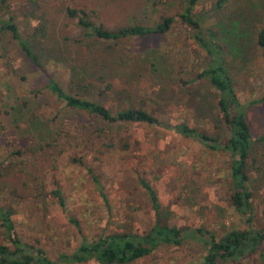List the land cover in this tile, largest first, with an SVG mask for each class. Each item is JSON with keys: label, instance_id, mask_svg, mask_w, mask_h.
Masks as SVG:
<instances>
[{"label": "rangeland", "instance_id": "rangeland-1", "mask_svg": "<svg viewBox=\"0 0 264 264\" xmlns=\"http://www.w3.org/2000/svg\"><path fill=\"white\" fill-rule=\"evenodd\" d=\"M217 1L200 0L193 17L204 31L215 33V38L208 33L201 37L221 47L246 106L253 227L263 229L264 53L256 40L264 28V0H226L221 7ZM182 4V0H0V205L13 210L21 239L42 247L52 260L74 251L84 239L116 230L139 234L150 230L155 212L143 182L153 190L163 222L170 226L204 228L218 235L248 228L229 200V161L224 153L162 126L111 125L68 111L41 88L43 82L36 79L20 46L2 30V22L11 18L56 81L112 112L140 108L162 122L186 123L225 138L215 90L193 82L207 66L208 56L192 39V30L175 22L165 35L104 42L84 37L66 15L67 8L85 9L95 24L113 30L174 16ZM98 54L111 59L106 70L91 59ZM71 68L86 80L71 81ZM79 83L88 85L77 87ZM90 124L105 131V144L82 133ZM56 189L64 208L52 196ZM203 251L198 240L188 237L180 246H161L133 264H198Z\"/></svg>", "mask_w": 264, "mask_h": 264}, {"label": "trees", "instance_id": "trees-1", "mask_svg": "<svg viewBox=\"0 0 264 264\" xmlns=\"http://www.w3.org/2000/svg\"><path fill=\"white\" fill-rule=\"evenodd\" d=\"M182 1L180 12L174 16H162L149 25L132 24L113 30L95 24L91 20L89 11L85 9L67 8L66 15L76 21V25L84 37L104 42L116 43L123 40L165 35L175 22H181L186 28L192 30L194 32L192 39L198 42V47L204 49L208 56L207 66L196 74L193 82L205 83L215 90L216 113L220 119L222 130L226 133L225 138L219 134L209 135L186 123L172 125L162 122L158 115L148 113L140 108L128 107L112 112L100 102L90 99L88 96H80L76 94V91L68 90L56 81L48 73L46 65L41 62V56L35 54L28 42L21 37L18 27L12 23L11 18L2 22V30L7 31L20 46L25 58L34 68L36 79L42 80L41 88L62 102L68 111L84 114L88 118L111 125L162 126L172 129L182 137L199 140L210 151L224 153L229 161V200L234 211L244 218L248 228L231 230L218 235L204 228L189 231L187 228L170 226L163 222L164 215L160 212V206L153 190L143 182L155 212V221L150 230L141 234L131 230H116L112 234H103L90 241L84 239L74 251L61 253L56 260H52L42 247L25 243L13 222V210L0 205V264H88L91 262L133 264L148 257L161 246H180L188 237L198 240L204 250L198 264H240L245 260H254L256 264H264V228L254 229L253 227L255 221L254 194L250 188L247 169L250 158L251 132L246 119V106L241 103L234 81L226 69L221 47L219 44L202 38V35L207 33L210 37L215 38V33L204 31L200 21L193 17V11L200 0ZM225 1L218 0L216 6L221 7ZM256 44L264 53V28L257 33ZM91 59L101 71L110 67L111 59L108 56L98 54L92 56ZM86 70L88 69L86 68ZM70 77L73 82L86 80L81 78L82 76L75 68H71ZM79 85L86 86L88 84L79 83L77 87ZM33 92L36 95L40 94L38 89H34ZM261 101H264V97ZM92 126L93 124L88 127L84 126L82 133L85 134V137L86 135L91 137L96 143L105 144L108 141L104 136L105 131L102 128L92 129ZM52 196L57 200L59 206L64 208V200L58 189L52 192ZM71 221L77 225L73 219Z\"/></svg>", "mask_w": 264, "mask_h": 264}]
</instances>
